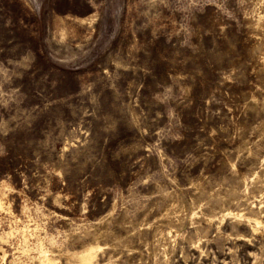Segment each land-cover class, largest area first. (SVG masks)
<instances>
[{"label":"rangeland","instance_id":"obj_1","mask_svg":"<svg viewBox=\"0 0 264 264\" xmlns=\"http://www.w3.org/2000/svg\"><path fill=\"white\" fill-rule=\"evenodd\" d=\"M90 248L264 264V0H0V264Z\"/></svg>","mask_w":264,"mask_h":264},{"label":"bare ground","instance_id":"obj_2","mask_svg":"<svg viewBox=\"0 0 264 264\" xmlns=\"http://www.w3.org/2000/svg\"><path fill=\"white\" fill-rule=\"evenodd\" d=\"M93 249L91 248L87 249L86 252H83V254H81L80 256L81 264H91L92 263V257H94V255L92 256V254H94L92 253ZM45 253L47 252H44L42 256L40 257V264H51V258H49V256Z\"/></svg>","mask_w":264,"mask_h":264}]
</instances>
